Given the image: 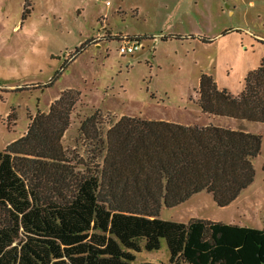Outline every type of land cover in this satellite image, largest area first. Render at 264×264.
Instances as JSON below:
<instances>
[{
    "label": "trees",
    "instance_id": "trees-1",
    "mask_svg": "<svg viewBox=\"0 0 264 264\" xmlns=\"http://www.w3.org/2000/svg\"><path fill=\"white\" fill-rule=\"evenodd\" d=\"M197 94L202 113L263 121L264 56L237 95L206 74ZM78 99L64 89L0 151V264H132L162 240L168 264H264V215L261 229L158 218L201 191L230 204L253 181L259 135L126 115L103 130L95 111L79 125L87 163L61 142Z\"/></svg>",
    "mask_w": 264,
    "mask_h": 264
},
{
    "label": "rangeland",
    "instance_id": "rangeland-1",
    "mask_svg": "<svg viewBox=\"0 0 264 264\" xmlns=\"http://www.w3.org/2000/svg\"><path fill=\"white\" fill-rule=\"evenodd\" d=\"M108 30L167 38H159L153 49L143 38L140 51L120 55L117 39L98 46L91 42ZM262 56L264 0H0V151L25 133L31 116L47 112L64 89L77 91L79 99L61 142L69 156L87 163L92 147L79 125L95 111L103 130L122 115L156 120L200 115L207 121L197 105L200 76L211 75L218 88L237 95ZM217 119L222 126L260 136L252 183L226 206L201 191L162 207L158 218L187 222L195 216L261 229L264 120ZM133 254L132 264H168L163 240L159 249L141 246Z\"/></svg>",
    "mask_w": 264,
    "mask_h": 264
},
{
    "label": "crops",
    "instance_id": "crops-1",
    "mask_svg": "<svg viewBox=\"0 0 264 264\" xmlns=\"http://www.w3.org/2000/svg\"><path fill=\"white\" fill-rule=\"evenodd\" d=\"M250 3H253L252 1H250ZM135 9H137V8H135ZM102 27H103V25H101ZM113 34H117V37H111V35H113ZM100 35H102V34H100ZM110 35V36H109ZM153 35H162V37H158V38H154L153 37ZM106 36H108V37H106V38H104V39H101L98 43H94L95 44V46H98L97 44H100V43H102V41L104 40V41H109V40H113V39H117L118 41H120L121 42V39H122V37L121 36H127V37H129V38H138L140 41L143 39V38H146V39H148V40H150L152 43V49H153V47H154V45L153 44H155L156 42H157V40L160 38V39H166L167 38V36L166 35H163V34H160V33H149V32H147V31H142V32H140L139 34H126V33H111V31L110 30H108V32L106 33ZM181 35H174V37L175 38H179ZM184 38H186V37H184ZM192 38H194V37H192ZM181 39V38H180ZM187 39V38H186ZM143 47V46H142ZM202 113V112H201ZM202 114H206L207 115V121H205V120H201L200 119V115H197L194 119H192V120H168V119H166L165 121H170V122H175V123H180V124H184V125H194V124H198V125H206V124H208V123H212V124H214V125H217V126H222L221 124H219L217 121H218V117L219 116H222V115H214V114H210V113H202ZM227 117H229V116H227ZM231 118V117H230ZM217 119V120H216ZM158 120V119H157ZM161 120V119H160ZM223 127H229V126H223ZM231 128V127H230ZM243 191V190H242ZM242 191L240 192V194L233 200V202L235 201V200H237L238 198H240V196H241V194H242ZM192 197V196H191ZM190 197V198H191ZM190 218H198V217H195V216H190ZM189 218V219H190ZM202 219H205V218H202ZM206 219H208V218H206ZM208 220H210V219H208ZM211 221H215V220H211Z\"/></svg>",
    "mask_w": 264,
    "mask_h": 264
},
{
    "label": "built area",
    "instance_id": "built-area-1",
    "mask_svg": "<svg viewBox=\"0 0 264 264\" xmlns=\"http://www.w3.org/2000/svg\"><path fill=\"white\" fill-rule=\"evenodd\" d=\"M110 36V35H109ZM117 34L111 35V37H116ZM108 36L106 35H96L91 42L92 43H98L101 39H104ZM121 42L118 47V52L120 55H126V54H133L135 52H138L142 48L141 41L138 38H129L127 36H121ZM153 37L156 39L158 37H162V35H153Z\"/></svg>",
    "mask_w": 264,
    "mask_h": 264
}]
</instances>
